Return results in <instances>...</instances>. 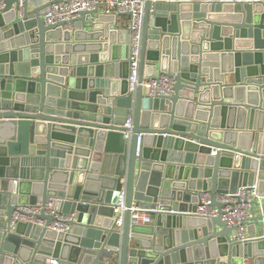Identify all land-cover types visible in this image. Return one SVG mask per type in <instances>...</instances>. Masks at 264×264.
Here are the masks:
<instances>
[{
  "label": "water",
  "instance_id": "95a60500",
  "mask_svg": "<svg viewBox=\"0 0 264 264\" xmlns=\"http://www.w3.org/2000/svg\"><path fill=\"white\" fill-rule=\"evenodd\" d=\"M3 1L0 264H264V215L248 228L261 239L240 244L220 216L189 214L202 190L220 211L217 195L240 186L256 182L264 197V0H179L164 11L149 0L136 94L110 29L115 16L83 13L68 32L42 18L61 0H38L33 12L36 2L25 0L23 20L19 0ZM245 39L249 51L239 50ZM162 75L174 94L146 97L144 79ZM124 189L120 232L113 206ZM51 200L78 215L72 233L25 224L10 231L15 205ZM134 202L152 210V226H131Z\"/></svg>",
  "mask_w": 264,
  "mask_h": 264
},
{
  "label": "built area",
  "instance_id": "2783aa9c",
  "mask_svg": "<svg viewBox=\"0 0 264 264\" xmlns=\"http://www.w3.org/2000/svg\"><path fill=\"white\" fill-rule=\"evenodd\" d=\"M152 4H173L179 0H150ZM245 3H258L263 0H243ZM149 0H61L51 4L47 12L42 16L47 26L64 25V30L74 31L72 22L81 17L83 13L99 12L109 16H115V24L121 15H129L128 33V54L130 74L127 79L128 92L136 94L140 86V68L142 60L144 27L146 10ZM25 0H19L15 5V10L19 19L24 18ZM5 8L3 0H0V10ZM174 80L166 75L158 78L144 79L142 88L146 97L162 98L171 97L174 94ZM123 134L125 139L131 142L133 137L134 118L129 117L124 124ZM144 134H138L137 152L140 150L141 141ZM215 156L216 152L213 151ZM199 205L196 211L189 212L191 215L212 219L221 217L222 221L229 228H236L234 240L240 244H246L261 239L259 235H249L248 228L250 220L254 215H264V197L259 193L258 183L240 186L233 193L218 194L217 202L223 205L221 211L212 208L211 195L208 191L202 190L198 193ZM115 217L114 226L117 231L122 232L126 222L127 192L124 189L113 206ZM151 209L143 208L138 203H133L130 208L131 226L146 227L154 224ZM52 218L50 222L42 218V215ZM77 214H67L57 208L56 201H49L46 204L37 202L36 204L15 205V210L10 220V231L14 232L18 225H33L41 229L55 231L58 234H69L75 229ZM44 264H60L57 258L49 257ZM217 264H227L222 259ZM241 264H255L254 260L243 258Z\"/></svg>",
  "mask_w": 264,
  "mask_h": 264
},
{
  "label": "crops",
  "instance_id": "0c3cea01",
  "mask_svg": "<svg viewBox=\"0 0 264 264\" xmlns=\"http://www.w3.org/2000/svg\"><path fill=\"white\" fill-rule=\"evenodd\" d=\"M34 1L36 2V4H35L36 6H34V5L29 6L30 12H33L34 10H36L39 7H42L44 5V3L38 2V0H34ZM227 2H229V1H227ZM168 5H170V4H153V7L155 9H158L159 11H164V9H166V7ZM128 23H129V16L121 15L117 19L116 24L110 27L111 30L116 31V33H117L116 36H115V42L117 43V45H116L117 48H118L117 55L119 57L124 53V51L122 52L123 48H125L126 56L128 54V43H129V33H128V30H127ZM251 44H252V41H250L248 39H245V40H243V41H241L239 43V48H240L239 50H241V51H249L250 48H251ZM249 59H250V61H252L253 57L252 58L249 57ZM226 80H227V82L232 83L233 82V75H227L226 76ZM11 134L12 133L8 131L7 133H5L4 138H6L8 136H11ZM13 149H15L17 152L20 150L18 146H14ZM2 207L3 206L1 205L0 208H2ZM69 210H70V207H69ZM1 212H3V210H1ZM153 220H154V217H153ZM225 260L226 259H222V261H225Z\"/></svg>",
  "mask_w": 264,
  "mask_h": 264
}]
</instances>
